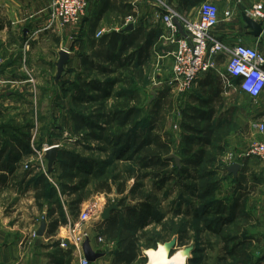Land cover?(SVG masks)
<instances>
[{
	"label": "crops",
	"instance_id": "crops-1",
	"mask_svg": "<svg viewBox=\"0 0 264 264\" xmlns=\"http://www.w3.org/2000/svg\"><path fill=\"white\" fill-rule=\"evenodd\" d=\"M2 1L4 0H0V18L4 12V8L1 7ZM13 1L16 2L17 8L13 10L15 14L30 13H27L23 19L28 24L23 25V35L19 40L17 39V44L15 39L9 38L8 24L0 21V264H73L64 250L56 246L59 239L68 235V224H61L55 232H50V225L53 219L59 216V212H63L68 223H71L73 219L67 214L75 210L72 206L74 195L69 194L63 185L58 187L52 183L57 187L56 198H60L61 204L55 201V206L48 209V206L41 202L47 190V187H43L46 178L42 183V176L49 177L48 174H51L44 173V167L42 168L40 164L41 161H47L46 153L42 155V149L59 144V148H63V143L69 137H78L82 134L75 128L74 114L84 109L90 111L97 104L86 100L79 104L76 97L80 89L96 81L102 82L99 84L103 85L105 79L115 78L124 67L129 68L127 71L129 81L124 83L133 85L134 80H138L139 77L144 78L146 83L137 82L136 88L127 92L122 91L126 93L124 98L129 101L135 102L137 95L149 92L151 100L149 109L155 112L164 107H160L161 103L165 105L164 100L169 98L170 94H180L170 83L175 60L174 51L178 48L177 42H173L172 39L183 37L184 32L173 34L166 27L164 16L178 13L183 17L195 19L198 17L201 4L207 0H88L86 14L78 24L52 30H45L51 0ZM209 1L214 2L219 9L220 20L214 29V34L220 41L231 46L245 43L256 46L264 52V20L252 17L263 24L261 35L255 36L245 19V15L250 16L249 11L252 6L256 3H262L264 6V0ZM41 18H43L42 22H38ZM41 37L45 40L40 41ZM40 46L48 47L49 50V56L43 57L46 61L43 65L40 64V54L37 53ZM140 47L143 49L139 51ZM62 49L68 52L69 59L64 72L58 78L57 65ZM109 50L112 53L108 52ZM227 63L225 56H218L216 70L199 78L190 98L193 104L190 105L189 110L206 109L202 101L210 99V105L214 109L212 117L214 134L224 128L234 127L237 124L235 119H240V124L236 125L237 127L243 125L242 132H238L240 139H216L218 137L215 134L213 143L207 148L217 145L220 146L218 149L224 151L225 147L231 149L228 154L221 157L230 160L226 166H223L230 177L239 181L244 175L251 173L255 175L254 180L261 192H264V167L260 165L249 168L248 162L251 159L244 155L250 144L246 142L261 137L258 134L257 124L264 122V93L258 98H253L243 92L239 86L240 79H229L226 71ZM103 67H108L107 73L102 69ZM100 75L103 76V80L97 78ZM118 84L123 82L113 87L111 94L115 95V98L121 92L114 90ZM138 86L141 88L139 89ZM143 86L148 89L142 93ZM90 93L96 95L99 92L92 90ZM189 110L183 114L182 119L187 118L186 113H189ZM133 118L134 112L128 125L132 123ZM160 118L161 116H158L150 120L155 125L152 131L171 143L168 157L175 158L177 163L176 157L183 160L188 156L185 153L187 147L183 140L184 136L178 138L182 146L179 153H175L177 150L175 151L168 136L160 131L157 132ZM232 134L237 135V131ZM62 135L66 137L64 142L65 138H60ZM59 151L58 158L61 152ZM114 152L117 154L116 149ZM83 159L87 161L84 169L89 171L87 174L89 185L92 179H95L93 174L95 166L89 167V159L87 157ZM116 160L127 159L116 157ZM235 164L240 165L236 175L230 171V167ZM85 173L83 174L86 175ZM119 174L123 176V172ZM99 178L95 179L94 191L99 182L108 177ZM109 179L111 178L107 180ZM112 179L108 182L110 191L95 192L102 195L104 193L123 195L129 192L130 196H134L131 190L136 183L135 176L128 178L133 182H127V190L122 194L117 190L118 182L116 183L114 176ZM77 182L74 179L73 184ZM50 183L48 185L51 188ZM40 194L43 197L39 198ZM258 195L264 200V193ZM249 196L247 199L238 197L241 204L248 205ZM84 201L79 205L76 214L80 212ZM110 205L115 204L108 206ZM95 206L100 211L104 207L99 208L97 203ZM45 208L48 209L47 213L44 211ZM54 208L59 212L51 216L49 210ZM113 211L115 210L111 211L110 216ZM102 219V221L107 220ZM44 220L47 223L45 233L38 235ZM97 233L106 238L102 230L93 231L92 247L94 241L97 243ZM111 242L116 245V242L111 240H108L107 244ZM114 251L115 249L110 251V256L104 253L103 257L92 264H116Z\"/></svg>",
	"mask_w": 264,
	"mask_h": 264
},
{
	"label": "rangeland",
	"instance_id": "rangeland-1",
	"mask_svg": "<svg viewBox=\"0 0 264 264\" xmlns=\"http://www.w3.org/2000/svg\"><path fill=\"white\" fill-rule=\"evenodd\" d=\"M1 7L4 8V12L0 21L2 20L5 24H8L9 38L10 40L15 39L17 44V39L19 40L23 35V25L28 24V22L26 23L23 19L27 13L30 12L22 13L21 15L19 13L15 14V11L13 12V10L17 8L16 2L13 0L2 1ZM42 20L43 18L39 19L38 22H42ZM41 40L44 41L45 39L41 37L40 41ZM37 53L40 54V64H46L43 57L49 56L48 47L40 46V50ZM97 78L103 80V76L101 75ZM199 80L200 79H198V81ZM198 81L193 86L192 90L188 92L170 94L169 98L164 100L165 105L161 103L160 107H164H159L160 109L158 108L159 110H156L155 112L149 109L151 105L149 92L144 93V95H137V100L135 102L129 101V99L125 98H115L113 95L109 99V105H116L117 107L119 104V109H132L134 112V120H132V123L124 129L117 128V131L119 133L134 132L136 129L144 131V129H147L151 124V119L161 116L159 120L160 126L157 132L160 131L164 135H167L169 140H171L175 151L177 150L175 153H179L182 145L180 141H178V138L181 135L185 137L187 133H189L184 126L195 125V122H193L190 117L185 119H182V117L183 114L189 110L190 105L193 104V101L190 98L193 96V91L195 90ZM137 82L146 84L144 82V78L139 77L138 80H134L133 85H129L128 83L118 84L114 90L115 92H119L120 90L126 92L130 91V89L136 88L135 85ZM138 88L140 89L141 86H138ZM146 89L148 88L143 86L142 93ZM130 95L132 94L130 93ZM84 111L86 110L84 109ZM239 120L240 119L238 118L237 120L235 119V123L237 124H235L234 127H227L222 129V131L217 132V134L215 133L218 137L216 139H240L241 136L239 137L238 132H242L241 129L243 128V125H241L242 127L236 126L240 124ZM135 121L138 123H135ZM234 131H237V135L232 134ZM64 136L65 135H62L60 137L65 138L63 139V142L66 140V137ZM89 137L90 136H86V134L82 132V134H79L78 137H69L63 143V148H59L62 150L59 153V158L53 172L48 174L49 177L45 175L46 186L51 182L50 184L53 183L58 187H62L64 183L70 182L69 179L65 178L64 175L66 171L61 166L60 156L62 155L63 150L71 153L72 155H78L81 159L87 157L90 163L93 162L91 164L92 166H95L93 171L95 179H98V177H100L99 179L111 177V179H109V181H111L113 180V176L119 174L120 172L124 173L126 168H131L135 173V182H137L136 180L138 177L136 175L138 167L134 161L128 162L127 160H116L114 152L115 149L113 147L107 146L106 144L95 141ZM250 142L251 140H248L246 144H249ZM59 146L60 144L58 147ZM185 147H187L186 144ZM219 147L220 146L217 147V145H214L213 148H207V162L201 168V175H204L203 178H200L201 175L199 171L190 170L191 175H194L197 178V180L193 182L197 187L196 189L188 190L178 183L179 181H171L157 187L151 177L139 176V193L136 196H130L129 192H126L123 195H107L106 193L102 195L94 191L96 181L95 179H92L88 187L85 189V201L81 205L80 212L76 214V210L69 211L67 215H70L73 219L71 222L75 223L80 219L83 211L91 210L90 218L84 224V228H87L93 235V231H103L101 227H103L102 213L104 207H108L109 204H116L118 205L119 212L123 213L127 207L136 206L141 200L146 201L145 198L152 195L153 197H151L155 199L153 202V209L156 210L160 221L151 220V222H149L147 227L144 229V232L139 231V235L141 236V239L139 238V259L136 260L134 264H149V251L151 249L156 250L160 244H165L173 240L176 241V244L174 248L171 249L170 257L175 256L180 250L190 248L191 256L188 260L185 259V264H264V200L258 195H263L264 192H261L259 186H257L254 180L255 175H252L251 173H247V175H244L243 178L241 177L242 180L239 181L234 180V177H230L226 169L223 167L226 166L230 160L225 159V157H221H223L226 153L228 154L231 149L225 147L224 151V149H218ZM245 147H247V145H245ZM41 152L43 155V149ZM179 159L181 160L180 157ZM250 159L251 161L248 162L249 168L260 166V163L256 159ZM40 164L42 165V168L44 167V173H49L48 160L46 162L41 161ZM41 172H43L42 169ZM124 175L127 177V174ZM51 177L53 179H51ZM191 180L192 179L185 180V183H190ZM76 181H78V179H76ZM131 182H133V180L129 181V183ZM53 184L51 188L50 185L47 186L45 198L41 200L46 207L48 206V209L51 206H55V201L60 203V198H56L58 197L57 187ZM46 186L44 184V187ZM248 192L251 194H249L250 196L247 194ZM141 194L144 196L146 195V197L141 199ZM248 196L250 197L248 205L244 204V207L242 204L236 206L235 201H237L238 197H246L245 199H247ZM66 198H68V196ZM72 199H74L73 196ZM96 203L99 208L104 206L101 211L97 208V206H95ZM209 203L211 205L218 203L223 204V209L224 207L226 208V213H216L217 208H209ZM232 207H236L238 209V218H236L233 223L226 224L223 227L221 234L215 233L214 231L216 229V225L213 224V227L210 226L212 222H214V219H216L215 217L221 216L222 214L229 217L232 213ZM47 208L44 210L45 213L48 212ZM67 224L66 225L69 226L70 222ZM143 233L146 234L143 236ZM224 234L237 236L239 237L237 240L240 241L241 239L243 241V251L241 249V252H244L245 254L241 260H233L231 259V255L227 254L222 238ZM107 243V239L106 243H100L98 241L96 243V241H94L93 249L102 251L106 253V255L110 256V251L116 249V245L113 242L110 244ZM231 245L232 243L229 244L230 247ZM239 254L241 255V253ZM70 262L76 264L77 258L73 256V259H71Z\"/></svg>",
	"mask_w": 264,
	"mask_h": 264
},
{
	"label": "trees",
	"instance_id": "trees-1",
	"mask_svg": "<svg viewBox=\"0 0 264 264\" xmlns=\"http://www.w3.org/2000/svg\"><path fill=\"white\" fill-rule=\"evenodd\" d=\"M142 49L143 47H140L139 51ZM108 52L112 53L110 50ZM102 69L105 70L106 73L108 72V67H103ZM128 69L124 67L123 71L115 78L105 79L103 85L99 84L102 82L96 81L80 89L79 94L76 97L79 104L86 100V102L97 104V106L90 111L82 110L74 114L76 130L84 132L86 136H90L89 138L98 140L107 146L115 147L117 153L115 155L117 158L127 160L134 159V162L138 167L136 175L138 178L139 176L151 177L157 187L159 185H164L167 182L179 181L178 183L188 190L196 189L197 187L193 182L196 181L197 178L194 175H191L190 170H197L201 175V168L207 162L208 158V150L206 148L207 146H211L215 138L214 129L212 127L214 109L210 105V99L202 101L203 104H205L206 109H191L189 110V113H186L187 118L190 117V119L195 122V125L184 126V128L189 131V133L183 138L187 146L185 153L188 156L186 155L187 157L185 159H181L180 165H178L175 162V158L168 157L171 151V143L165 141L160 134L152 131L155 127L154 123H151L147 129H144V131L138 129L135 132L131 131L129 133H119L117 131V128L124 129L128 126L133 111L119 109V104L117 107L116 105H109L108 100L113 96L111 92L115 84L129 81ZM87 87L90 89L88 90ZM91 89L98 90L99 93L93 95L90 93V91H92ZM125 96L126 93L121 91L116 98H124ZM60 161L62 168L66 171L64 175L65 178L69 179L71 182L64 183L63 188L67 189L69 194L74 195L72 206L73 209L78 210L79 205L84 201V192L89 183L87 175L89 171L84 169L87 161L83 158L81 159L78 155H72L65 150L62 151ZM88 166L93 167L90 162H88ZM84 172H86V175L83 174ZM124 174H127V177H125ZM132 176H135V173L131 168H126L123 176L121 174L114 176L116 183L119 182L117 183V190L119 193L122 194L127 190L128 178ZM203 177L204 175H201L200 178ZM44 178L45 176L43 175L42 183L45 182ZM138 178L131 190V194L134 196L139 193ZM74 179H78L76 184L72 183ZM107 179L99 182L95 188L96 192L111 190ZM189 179H192L190 183H185V180ZM44 184L46 186V183ZM143 196L144 195L141 194L140 198L143 199L146 197V195ZM151 196L149 195L146 197V201L141 200L136 206L127 207L123 213L117 210L113 211L111 216L103 221V227H101L103 229L102 232L108 240L116 242V249L113 252L116 257V264H133L139 257V241L141 239L139 231L144 232L148 223L151 222L150 218L152 220L160 221L156 210L153 209V202L155 199ZM40 197H43V195L40 194L39 198ZM239 200L240 199L238 198L237 201H235L236 206L241 205V201ZM223 206L224 205L221 203L210 204L209 208H217L216 213L221 214L222 212L226 213V208L224 207L223 209ZM237 210L236 207H232V213L229 217H226V215L224 216L223 214L215 217L216 219H214V222L210 225L211 227L214 226L213 224L216 225L214 232L221 234L222 229L226 224L233 223V221L239 216ZM49 211L51 216L59 212L57 208ZM67 223L68 220L65 214L59 212V216L54 218L51 222L50 232H55L58 226ZM145 234L146 233H143V236ZM222 238L224 241V248L227 254L231 255V259L236 261L241 260L245 254L244 252H241L243 241L241 239L240 241L237 240L239 237L230 234H224ZM231 243L232 245L230 247L229 244ZM56 246L60 247L59 241L56 242ZM64 253L68 255L69 261L73 259L71 251L64 250ZM239 253H241V255Z\"/></svg>",
	"mask_w": 264,
	"mask_h": 264
},
{
	"label": "built area",
	"instance_id": "built-area-1",
	"mask_svg": "<svg viewBox=\"0 0 264 264\" xmlns=\"http://www.w3.org/2000/svg\"><path fill=\"white\" fill-rule=\"evenodd\" d=\"M87 5L88 0H51L46 30L78 24L86 14ZM249 15L264 20L263 4H254ZM175 18L182 25L184 32L183 37L172 39L177 42L178 48L174 51L175 60L170 83L177 93L190 91L202 75L216 70L217 58L220 55L228 60L229 79H240L239 86L243 92L253 98H258L264 93V52L253 45L241 43L231 46L220 41L214 34L220 20L219 9L214 2L204 1L195 19L183 17L178 13L165 15L164 23L173 34L180 32ZM257 129L261 137L250 142L244 155L256 159L264 167V122L257 124ZM52 147L54 146L44 147L43 152ZM90 211H84L77 222H71L68 235L59 239L60 247L71 251L77 258L76 264H92L85 257L83 250L85 240H92V233L84 228L90 218ZM96 239L100 243H106V238L100 233H97Z\"/></svg>",
	"mask_w": 264,
	"mask_h": 264
},
{
	"label": "water",
	"instance_id": "water-1",
	"mask_svg": "<svg viewBox=\"0 0 264 264\" xmlns=\"http://www.w3.org/2000/svg\"><path fill=\"white\" fill-rule=\"evenodd\" d=\"M245 19L247 20L249 26L253 29V34L255 36L261 35V33L263 31V24L260 22H257L256 20H254L252 17H250L248 15H245ZM174 21L176 24L179 25L180 31L183 32V28H182V25L180 24V22L176 18L174 19ZM68 59H69L68 52L65 51L64 49H62L60 51V59H59L58 65H57L58 66V78L61 77L62 73L64 72L65 65L68 62ZM58 151H59L58 146H54V147H52L46 151V158L48 160V171H49V173H52L54 168H55V165H56L57 160H58ZM176 161L178 164L180 163V160L177 157H176ZM239 169H240L239 164H235V165L230 167V171L234 172L235 175L238 173ZM114 209H119L118 205L115 204V205H110V206L106 207L102 213V217L104 219H108L110 217L111 211ZM46 227H47V223L44 220V221H42L41 227L38 231V235H44ZM175 244H176V241L173 240L171 242L165 243L164 245H166L168 247L169 251L171 252V249L174 248ZM83 250H84L85 257L91 262H95L97 259L104 256V253L96 252L93 249L90 239L85 240V242L83 244Z\"/></svg>",
	"mask_w": 264,
	"mask_h": 264
},
{
	"label": "bare ground",
	"instance_id": "bare-ground-1",
	"mask_svg": "<svg viewBox=\"0 0 264 264\" xmlns=\"http://www.w3.org/2000/svg\"><path fill=\"white\" fill-rule=\"evenodd\" d=\"M190 249L186 248L180 250L175 256L170 257V251L168 247L161 244L158 249H151L149 251V264H185V259L191 256Z\"/></svg>",
	"mask_w": 264,
	"mask_h": 264
}]
</instances>
